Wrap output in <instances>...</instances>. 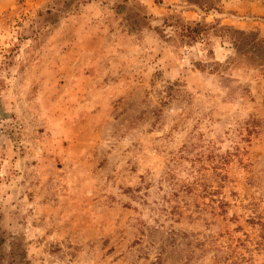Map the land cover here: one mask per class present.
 <instances>
[{"label":"rangeland","instance_id":"1","mask_svg":"<svg viewBox=\"0 0 264 264\" xmlns=\"http://www.w3.org/2000/svg\"><path fill=\"white\" fill-rule=\"evenodd\" d=\"M0 264H264V0H0Z\"/></svg>","mask_w":264,"mask_h":264},{"label":"trees","instance_id":"2","mask_svg":"<svg viewBox=\"0 0 264 264\" xmlns=\"http://www.w3.org/2000/svg\"><path fill=\"white\" fill-rule=\"evenodd\" d=\"M239 35H245L247 38H252V35L250 34L249 36H247L245 33H243V32H239ZM255 40V39H254ZM261 39H259V38H256V45L259 43V41H260ZM262 41V40H261ZM258 46V45H257Z\"/></svg>","mask_w":264,"mask_h":264}]
</instances>
